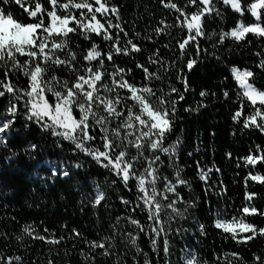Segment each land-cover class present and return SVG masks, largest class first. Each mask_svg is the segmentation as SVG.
<instances>
[{
  "label": "snow or ice",
  "instance_id": "snow-or-ice-1",
  "mask_svg": "<svg viewBox=\"0 0 264 264\" xmlns=\"http://www.w3.org/2000/svg\"><path fill=\"white\" fill-rule=\"evenodd\" d=\"M160 2L176 14L174 23L165 27L181 30L180 39L176 41V59L165 60L157 48L148 51L142 62L137 57L146 51V47L136 42L140 34L129 35L123 27L120 7L112 0H0V99L7 101L5 112L0 114V147H7L8 134L20 116L26 129L35 125L42 134L56 138L57 144L69 142L74 146V154L90 158L106 174L103 182L91 180L89 203L92 207L107 206L106 189L130 193L131 197L123 193L118 197L128 214L117 216V223L124 220L136 229L135 235L128 232L133 246L144 234L153 251H158L157 241L162 239L163 255L167 264H172L169 241L172 225L187 219L189 209L196 206L182 195L184 188L191 191V182L179 164L182 141L179 136L170 139L175 130L178 105L186 102V94L190 91L188 74L203 59L211 57L223 62L219 53L229 38L244 44L257 40L264 46V0ZM218 4H222L225 11L231 9L240 19L229 31L208 34L205 31L207 19L222 16ZM12 5L23 9L27 14L26 21L13 14ZM248 14L253 19L245 23ZM161 23L165 22L162 20ZM153 32L159 34L165 29L156 27ZM143 39L152 40V36L146 35ZM204 41L210 47H203ZM163 46L171 47L169 44ZM256 55L260 59L255 67L264 75V50ZM124 57L130 58L134 67L121 66L118 60ZM257 75L247 67L243 70L235 65L229 68V76L238 84V107L231 119L242 125L241 132L258 131L264 135V86H257ZM199 95L203 99L197 102L196 108H185V111L199 112L208 106L209 92L201 91ZM211 95L215 97L216 93ZM222 95L225 101L232 99L228 89H224ZM38 147L29 143L26 152L35 153ZM192 155V152L188 153V156ZM226 156L231 158L232 153H226ZM242 159L244 166L249 168L246 185L250 179L264 186V173L253 171L257 166L264 169V145L250 147ZM240 166L238 162L237 167ZM75 167L83 166L76 163ZM196 168L207 193L209 173L220 169L212 166L205 170L199 161ZM167 169H172L171 175ZM60 174L68 177L70 170L62 167ZM52 176H56V171ZM89 195L83 193L85 198ZM217 195L225 196L226 190L220 189ZM257 196L259 193H246L247 202L239 207L231 206V212L227 205L218 208L213 220L218 234L244 247L254 240L264 239V227L248 219L249 216L264 218V209L251 202ZM141 216L143 220L139 218ZM11 219L15 220V217ZM198 229L201 235L206 234L203 223L198 224ZM174 231L180 234L181 227L177 226ZM44 232L48 235L40 234L33 225L25 223L21 225L20 233L15 234V240L27 251L30 246L25 245L26 239L55 246L82 238L89 248L88 254L83 250L80 253L86 264L88 261L95 264L97 256L106 262L111 260L116 248L115 236L111 234L100 240H88L76 228L70 229L67 237L63 234L56 237L47 228ZM116 234H121L118 228ZM9 238L7 233H0V239ZM136 251H141L138 246ZM116 256L112 264H122L118 253ZM224 256L223 261L217 256L216 264H264V256L259 253H252L251 261L245 260L240 252H229ZM0 264H25V257L0 254ZM32 264L36 262L32 261ZM47 264L56 262L49 258ZM145 264H149L147 259ZM177 264L209 262L189 246L181 250Z\"/></svg>",
  "mask_w": 264,
  "mask_h": 264
},
{
  "label": "trees",
  "instance_id": "trees-1",
  "mask_svg": "<svg viewBox=\"0 0 264 264\" xmlns=\"http://www.w3.org/2000/svg\"><path fill=\"white\" fill-rule=\"evenodd\" d=\"M112 2L120 7L123 27L129 35L140 34L136 42L146 47V51L137 57L140 61L146 59L148 51L157 48L165 60L176 59L174 55L176 41L180 39L181 30L179 27H165L174 23L175 13L164 8L160 0H112ZM217 6L221 9L222 16L207 19L205 31L208 34L219 33L221 30L229 31L240 19L231 9L225 11L222 4ZM10 10L18 18L27 20V14L19 6L12 5ZM252 19L248 14L244 22L250 23ZM162 20L165 23L162 24ZM156 27L164 28L165 32L154 33L153 29ZM146 35H151L152 40H144L143 37ZM165 44L171 47L165 48L163 46ZM225 45L226 47L219 53L223 57V62L211 57L203 59L188 74L190 91L186 94V102L182 101L178 105L175 130L170 138L175 140L179 136L182 141L179 164L183 168V174L191 182V191L184 188L182 195L196 205L189 209L187 219L178 220L172 225L173 231L169 236L173 252L170 257L172 264H177L181 250L189 246L194 247L209 264H216L217 256L223 261L224 254L229 252H240L248 261L252 260V253L264 256V239L254 240L248 247H244L232 240H225L213 227L218 208L223 209L227 205L231 212V206L239 207L247 202L246 193H259L251 202L264 209V186L250 179L246 185L245 178L249 168L244 166L242 159L249 153L250 147L254 148L256 144L264 145V135L258 131L241 132L242 125L231 119V115L238 107L236 101L238 84L229 76L231 66L235 65L241 70L247 67L258 73L257 86H264V75L259 74L260 70L255 67L260 59L256 52L264 50V46L257 40H253L251 44H244L233 42L231 39H227ZM202 46L210 47L207 41H204ZM118 63L121 66L134 67L133 61L128 57L119 59ZM225 77L228 79L225 80ZM136 79L137 81L140 79L139 71L136 72ZM177 87L183 88L179 84ZM224 89L230 91L232 97L230 101L224 100L222 95ZM201 91L209 92L206 101L208 106L201 108L199 112L185 111V108H196L197 102L203 99L199 95ZM212 92L216 93L215 97L211 95ZM6 104V100L0 99V114L5 112ZM29 143L39 145L35 153L26 152ZM73 148L74 146L67 141L57 144L56 138L42 134L35 125L26 129L23 117H18L8 134L7 147H0V233H7L10 237L7 240L0 239V249L3 250L0 254L23 255L25 264H32V261L36 264H47L49 258L54 259L56 264H86L84 256L80 253L83 250L88 254L89 248L82 238L66 240L55 246L40 240L26 239L24 243L30 247L24 251L15 240V234H19L21 225L27 223L33 225L42 235H48L44 232L47 228L56 237L62 234L67 237L70 229L76 228L88 240H100L110 234L115 236L116 248L113 249L114 255L111 260L106 262L97 256L95 264H112L117 258L116 253L119 254L122 264H145V259L149 264H167L162 251V239L157 241L158 251H153L148 236L141 234L136 242L141 251L137 253L136 246L131 244L128 236V232L135 235L136 229L124 220L117 223V216L123 217L128 214L118 197L122 193L131 197L130 193L119 189H106L109 197L107 206L98 209L92 207L89 203L93 187L91 180L99 179L103 182L106 174L90 158L74 154ZM189 152L193 155L188 156ZM229 152L232 153L231 158L226 156ZM10 156L12 159H8ZM30 156L35 158L32 159ZM197 161L205 170L212 166L220 169L219 172L209 173L207 193L204 182L199 180L197 175ZM238 162L240 167H237ZM76 163H81L83 167L77 169ZM62 167L70 170L68 177L60 174ZM257 170L264 173V169H259V166L253 169ZM53 171H56L55 177L52 176ZM167 173L171 175L172 169H167ZM220 189L226 190L225 196L217 195ZM83 193L90 195L85 198ZM11 217H15V220ZM139 218L144 219L143 216ZM248 219L264 227V218L249 216ZM200 223L206 227L205 235L200 234L198 229ZM65 225L67 230H64ZM177 226L181 227L180 234L174 231ZM117 228L120 235L116 234ZM87 264H92V261H88Z\"/></svg>",
  "mask_w": 264,
  "mask_h": 264
},
{
  "label": "rangeland",
  "instance_id": "rangeland-1",
  "mask_svg": "<svg viewBox=\"0 0 264 264\" xmlns=\"http://www.w3.org/2000/svg\"><path fill=\"white\" fill-rule=\"evenodd\" d=\"M229 39H231V38H229Z\"/></svg>",
  "mask_w": 264,
  "mask_h": 264
}]
</instances>
